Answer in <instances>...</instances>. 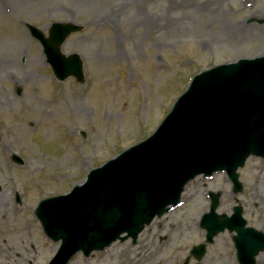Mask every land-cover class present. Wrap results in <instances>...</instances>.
Returning a JSON list of instances; mask_svg holds the SVG:
<instances>
[{"label":"rangeland","instance_id":"1","mask_svg":"<svg viewBox=\"0 0 264 264\" xmlns=\"http://www.w3.org/2000/svg\"><path fill=\"white\" fill-rule=\"evenodd\" d=\"M14 2L0 0V193L25 190L29 208L36 199L66 194L89 170L151 135L197 73L264 55V0ZM52 23L84 28L61 48L81 57L83 85L57 82L25 28L47 34ZM12 153L25 166L6 169ZM239 181L236 198L247 226L264 233V160L249 159ZM208 191L222 192L218 213L229 215L233 197L223 175L194 181L182 204L156 220L135 247L116 244L110 261L93 257L87 264H183L204 243L199 220L208 211ZM231 239L226 232L216 237L201 264H236Z\"/></svg>","mask_w":264,"mask_h":264},{"label":"water","instance_id":"2","mask_svg":"<svg viewBox=\"0 0 264 264\" xmlns=\"http://www.w3.org/2000/svg\"><path fill=\"white\" fill-rule=\"evenodd\" d=\"M80 30L54 24L45 39L30 28L55 72L62 63L66 76H80V62L76 55L63 57L59 47L71 32ZM250 155L264 158V57L195 77L149 140L92 172L86 185L69 196L43 203L42 209L64 225L70 243L87 252L103 249L123 234L136 238L155 216L176 207L184 187L198 175L224 171L240 191L235 172ZM217 200L214 197L211 214L201 222L207 242L224 228L236 230L238 260L254 264V257L264 250L263 235L245 230L238 212L235 225L232 219L214 216ZM42 221L47 224L46 216ZM204 252L200 246L192 254L200 260Z\"/></svg>","mask_w":264,"mask_h":264},{"label":"flooded vegetation","instance_id":"3","mask_svg":"<svg viewBox=\"0 0 264 264\" xmlns=\"http://www.w3.org/2000/svg\"><path fill=\"white\" fill-rule=\"evenodd\" d=\"M7 197L9 202L5 201V195L0 199V209L6 211L2 216L5 226L0 230V264H47L54 253L53 243L43 236L38 238L37 229L26 215L10 212L11 204L17 206L18 198L22 206L24 201L19 195ZM9 215L16 219L15 223L10 222Z\"/></svg>","mask_w":264,"mask_h":264},{"label":"bare ground","instance_id":"4","mask_svg":"<svg viewBox=\"0 0 264 264\" xmlns=\"http://www.w3.org/2000/svg\"><path fill=\"white\" fill-rule=\"evenodd\" d=\"M15 1V2H14ZM19 1V2H18ZM25 0H12V2H14V4H23ZM216 1V0H215ZM0 199H3V196H0Z\"/></svg>","mask_w":264,"mask_h":264}]
</instances>
